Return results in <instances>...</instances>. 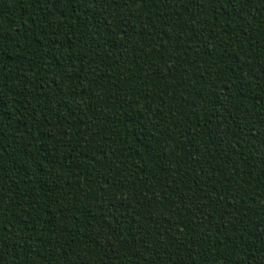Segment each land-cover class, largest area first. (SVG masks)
Returning <instances> with one entry per match:
<instances>
[{
    "label": "trees",
    "instance_id": "1",
    "mask_svg": "<svg viewBox=\"0 0 264 264\" xmlns=\"http://www.w3.org/2000/svg\"><path fill=\"white\" fill-rule=\"evenodd\" d=\"M0 264H264V0H0Z\"/></svg>",
    "mask_w": 264,
    "mask_h": 264
}]
</instances>
